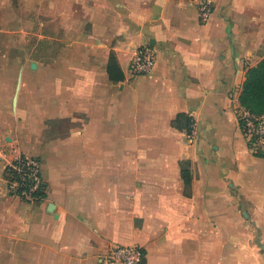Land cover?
Segmentation results:
<instances>
[{
    "label": "crops",
    "instance_id": "0c3cea01",
    "mask_svg": "<svg viewBox=\"0 0 264 264\" xmlns=\"http://www.w3.org/2000/svg\"><path fill=\"white\" fill-rule=\"evenodd\" d=\"M45 1L40 37L30 21L16 52L0 38V264H103L115 245L141 264H264V157L238 119L264 0H211L206 21L197 0ZM143 46L155 63L133 75ZM21 155L40 161L33 202L4 176Z\"/></svg>",
    "mask_w": 264,
    "mask_h": 264
},
{
    "label": "built area",
    "instance_id": "2783aa9c",
    "mask_svg": "<svg viewBox=\"0 0 264 264\" xmlns=\"http://www.w3.org/2000/svg\"><path fill=\"white\" fill-rule=\"evenodd\" d=\"M213 12L211 0H197V13L202 21L210 18ZM155 63V52L148 46L140 47L134 53L129 69L133 75L148 73ZM241 129L251 151L256 152L264 142V114L253 115L245 109L238 111ZM196 134V123H190L189 136ZM13 170L8 180V191L27 202L38 199L37 193L44 189V181L40 172V161L34 156L17 157L6 165ZM142 251L134 245H115L102 257L103 264H141Z\"/></svg>",
    "mask_w": 264,
    "mask_h": 264
},
{
    "label": "trees",
    "instance_id": "16d2710c",
    "mask_svg": "<svg viewBox=\"0 0 264 264\" xmlns=\"http://www.w3.org/2000/svg\"><path fill=\"white\" fill-rule=\"evenodd\" d=\"M107 71L109 79L112 81H118L123 78V73L116 62V58L113 53H110ZM238 101L240 106L247 110L253 115L264 114V58L259 60L255 65L247 67L244 74V80L242 83L241 90L238 95ZM173 124L176 122H172ZM191 123V122H190ZM190 123H187L186 131H190ZM241 126V122H240ZM254 154L264 157V142L257 149ZM23 157V155H21ZM11 172L13 175V170L10 167H5L4 176L9 180L11 177ZM190 169H182L181 176L185 182V186L188 187L190 183L189 175ZM17 176V175H13ZM44 190V189H43ZM43 190L39 191L37 195L39 198L43 196ZM37 199V200H38Z\"/></svg>",
    "mask_w": 264,
    "mask_h": 264
},
{
    "label": "rangeland",
    "instance_id": "374dc122",
    "mask_svg": "<svg viewBox=\"0 0 264 264\" xmlns=\"http://www.w3.org/2000/svg\"><path fill=\"white\" fill-rule=\"evenodd\" d=\"M45 3V0H0V38L8 43L9 52L14 53L17 51L15 45L11 43L12 37L17 33L12 34L11 28L13 26L18 27L20 23H25L21 27H27L28 22L31 21V35L36 38L40 37L39 34L44 31V26H42L40 32H38V27L46 21L40 12H44ZM47 32L54 34L51 30H47ZM47 49H43V46L36 47L35 55L43 59L49 58L52 50L51 48ZM26 50L27 47L20 46V53Z\"/></svg>",
    "mask_w": 264,
    "mask_h": 264
}]
</instances>
